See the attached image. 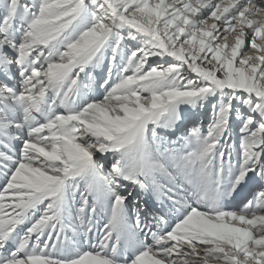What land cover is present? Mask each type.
Instances as JSON below:
<instances>
[{
	"label": "snow or ice",
	"instance_id": "obj_1",
	"mask_svg": "<svg viewBox=\"0 0 264 264\" xmlns=\"http://www.w3.org/2000/svg\"><path fill=\"white\" fill-rule=\"evenodd\" d=\"M0 264H264V0H0Z\"/></svg>",
	"mask_w": 264,
	"mask_h": 264
},
{
	"label": "bare ground",
	"instance_id": "obj_2",
	"mask_svg": "<svg viewBox=\"0 0 264 264\" xmlns=\"http://www.w3.org/2000/svg\"><path fill=\"white\" fill-rule=\"evenodd\" d=\"M211 120H212V112H211V109H209V111L207 112L206 115L200 117V122L202 123V126L207 124L209 125L211 123ZM204 130L206 131L207 128L205 126H203ZM233 142H236V139L237 137L234 135L233 136ZM238 144V142H236Z\"/></svg>",
	"mask_w": 264,
	"mask_h": 264
},
{
	"label": "rangeland",
	"instance_id": "obj_3",
	"mask_svg": "<svg viewBox=\"0 0 264 264\" xmlns=\"http://www.w3.org/2000/svg\"><path fill=\"white\" fill-rule=\"evenodd\" d=\"M203 126H205L206 128L208 127V125H207V124H205V125H203ZM236 142H238V139H236Z\"/></svg>",
	"mask_w": 264,
	"mask_h": 264
}]
</instances>
